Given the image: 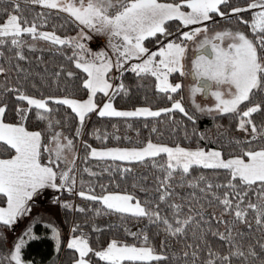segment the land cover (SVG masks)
<instances>
[{"label":"snow or ice","instance_id":"obj_1","mask_svg":"<svg viewBox=\"0 0 264 264\" xmlns=\"http://www.w3.org/2000/svg\"><path fill=\"white\" fill-rule=\"evenodd\" d=\"M47 190L68 264H264V0H0V227Z\"/></svg>","mask_w":264,"mask_h":264},{"label":"trees","instance_id":"obj_2","mask_svg":"<svg viewBox=\"0 0 264 264\" xmlns=\"http://www.w3.org/2000/svg\"><path fill=\"white\" fill-rule=\"evenodd\" d=\"M235 24V21H233ZM74 34V33H70ZM128 80L132 79L131 74H128L127 77ZM151 101H148L150 103ZM133 103H136L137 105L146 103L143 99L142 94L138 96L136 99H134ZM166 101H162L159 103V106H164ZM116 106L121 109H128L130 105L127 102L118 100ZM177 118H179V114H177ZM117 121L113 120L111 123H116ZM108 121H99L98 118L94 115L92 120L90 121V126L95 125L96 127H100L103 129L106 124H108ZM224 123H227V119L224 120ZM212 124L211 117H201L200 120V126L202 128L210 127ZM120 127V135L125 134V128L123 123H119ZM109 132H112L113 129L109 126L107 129ZM132 136H135L134 132L129 133ZM145 135H147V131L144 132ZM86 139H89L90 142L96 146L100 147L99 142L95 141L94 139H90L86 137ZM165 140H167V137H165ZM113 144L115 141L112 142ZM66 195V194H65ZM78 203H82L78 199ZM59 206V205H58ZM60 207V206H59ZM62 216L64 219V222L66 223L67 227H72L74 223H83V218L80 214L75 213L71 210H66L61 208ZM42 216L35 215L32 217L34 218V221L31 223V220L29 223L23 228V230L19 233V235L16 236L19 237L22 232L28 228H32L33 235L36 237L35 239L29 240L26 244V247L23 250V259L25 260V264H68V250L66 247H62L61 250H57L56 243L52 239V234L50 231V228L46 227L48 224H54L58 228L57 222L52 219H42ZM36 219V221H35ZM114 219V218H113ZM4 228L0 227V232H3ZM15 238V239H16ZM62 245H65V241L63 238H61ZM6 247V246H5Z\"/></svg>","mask_w":264,"mask_h":264},{"label":"rangeland","instance_id":"obj_3","mask_svg":"<svg viewBox=\"0 0 264 264\" xmlns=\"http://www.w3.org/2000/svg\"><path fill=\"white\" fill-rule=\"evenodd\" d=\"M217 19H219V18L217 17ZM234 26H235L234 23L229 24L227 21L221 20L219 25H216L215 27L218 29H222V28H231ZM99 43L101 45L104 43L103 38H101L99 40ZM149 46L152 47V45H149ZM93 47H95V44H93ZM193 55H194V53L190 50L188 53L189 60L191 58H193ZM173 79L177 82L183 80V78L179 77L178 74H175ZM183 83L185 85V90L183 92V95L185 96V106L189 107L190 101H188V99H187V95H188L187 88L192 84V81L190 79L183 80ZM197 102H199L201 104H206V103H210V100H204L203 97L197 96ZM93 117H94V115H93ZM52 196H53L52 191L47 190L43 196L36 198L35 201L33 202V208H32L31 215L25 216L23 219H21L16 225L13 226V230H8L7 228H4L3 233L7 237V243L5 244L6 247H11L12 242L15 240L16 236L19 235V233L23 230V228L29 223V221L35 215L42 216L41 218L44 220H45V218L46 219H52L54 216H57L59 221H60L59 222L60 224L58 223V225H59L58 229L60 230L61 238L64 239L65 244H66L67 239L70 238V236H71V231H70L71 228L67 227L66 223L64 222L60 207L57 204H54L52 202ZM65 197H67V194L65 195ZM62 199H63V197H62ZM75 202L78 203V198L75 200ZM33 221H34V218L31 220V223ZM35 221H36V219H35Z\"/></svg>","mask_w":264,"mask_h":264},{"label":"crops","instance_id":"obj_4","mask_svg":"<svg viewBox=\"0 0 264 264\" xmlns=\"http://www.w3.org/2000/svg\"><path fill=\"white\" fill-rule=\"evenodd\" d=\"M49 214H50V213H49ZM53 216H54V215H53ZM53 216H52V217H53ZM53 219L56 220L57 224L60 222L57 216H54ZM59 224H60V223H59ZM58 226H59V225H58Z\"/></svg>","mask_w":264,"mask_h":264},{"label":"built area","instance_id":"obj_5","mask_svg":"<svg viewBox=\"0 0 264 264\" xmlns=\"http://www.w3.org/2000/svg\"><path fill=\"white\" fill-rule=\"evenodd\" d=\"M95 44V43H94ZM95 46H96V44H95Z\"/></svg>","mask_w":264,"mask_h":264}]
</instances>
